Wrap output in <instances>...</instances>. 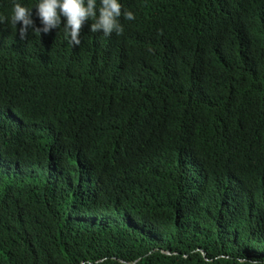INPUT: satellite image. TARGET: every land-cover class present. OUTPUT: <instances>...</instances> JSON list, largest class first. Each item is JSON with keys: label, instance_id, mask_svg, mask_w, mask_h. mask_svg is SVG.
<instances>
[{"label": "trees", "instance_id": "16d2710c", "mask_svg": "<svg viewBox=\"0 0 264 264\" xmlns=\"http://www.w3.org/2000/svg\"><path fill=\"white\" fill-rule=\"evenodd\" d=\"M119 2L0 24V264H264V0Z\"/></svg>", "mask_w": 264, "mask_h": 264}, {"label": "clouds", "instance_id": "9594fccd", "mask_svg": "<svg viewBox=\"0 0 264 264\" xmlns=\"http://www.w3.org/2000/svg\"><path fill=\"white\" fill-rule=\"evenodd\" d=\"M35 17L40 26L33 19V8L14 3L11 15L5 17L0 15V24L10 23L13 27H19V36L24 40L29 30L33 34H49L53 29H59L62 25L68 43L72 46L81 44L80 33L84 25L91 21L90 31L92 33L102 32L104 36L113 33L122 35L124 27L120 18L134 20L135 14L123 8L119 0H38L35 5ZM205 264H210L206 261ZM239 264H249L240 260Z\"/></svg>", "mask_w": 264, "mask_h": 264}]
</instances>
